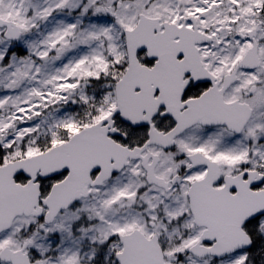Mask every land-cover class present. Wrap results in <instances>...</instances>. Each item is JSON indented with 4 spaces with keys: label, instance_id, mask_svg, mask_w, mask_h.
Here are the masks:
<instances>
[{
    "label": "snow or ice",
    "instance_id": "1",
    "mask_svg": "<svg viewBox=\"0 0 264 264\" xmlns=\"http://www.w3.org/2000/svg\"><path fill=\"white\" fill-rule=\"evenodd\" d=\"M0 264H264V0H0Z\"/></svg>",
    "mask_w": 264,
    "mask_h": 264
}]
</instances>
